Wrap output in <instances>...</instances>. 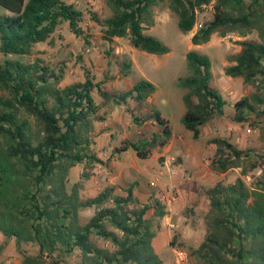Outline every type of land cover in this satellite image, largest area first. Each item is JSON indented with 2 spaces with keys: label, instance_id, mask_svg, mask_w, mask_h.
<instances>
[{
  "label": "trees",
  "instance_id": "trees-1",
  "mask_svg": "<svg viewBox=\"0 0 264 264\" xmlns=\"http://www.w3.org/2000/svg\"><path fill=\"white\" fill-rule=\"evenodd\" d=\"M212 1L170 0L180 30L190 32L197 11ZM157 2L107 0L112 15L101 17L93 10L89 14L105 40L129 37L138 49L165 54L170 47L145 32L154 24L152 8ZM0 5L10 11L0 14V233L14 239L21 256L10 264H166L154 241L168 210L156 191L142 198L136 183L121 187V192L114 184L103 185L96 194L85 191L91 170L105 164L94 149L95 124L104 117L93 91L125 106L137 125L155 121L157 130L126 140L112 152L119 157L133 149L146 159L172 137L169 121L148 103L156 85L142 78L127 90L109 92L89 68L84 80L62 85L65 61H47L37 55L36 46L53 42L64 23L89 42L81 25L84 12L66 0H0ZM215 6L213 20L202 24L191 41L206 43L216 32H257L259 39L238 40L241 48L230 55L233 63L225 73L255 87L235 102L232 118L241 124L251 121L252 114L262 119L255 124L264 143V0H216ZM33 55L32 61L25 59ZM116 60L128 76L132 60ZM187 60L190 74L178 80L186 89L182 122L199 138L203 125L227 113L228 103L212 83L210 57L190 50ZM209 142L214 146L209 167L215 172L240 168L241 175L248 176L264 161V146L242 148L219 135ZM78 164L86 169L85 180L70 185L69 175ZM242 176L201 188L207 208L205 234L198 244L177 242L178 235L170 242L188 248L192 264H264V169L250 184ZM88 209L93 211L84 218Z\"/></svg>",
  "mask_w": 264,
  "mask_h": 264
},
{
  "label": "rangeland",
  "instance_id": "rangeland-1",
  "mask_svg": "<svg viewBox=\"0 0 264 264\" xmlns=\"http://www.w3.org/2000/svg\"><path fill=\"white\" fill-rule=\"evenodd\" d=\"M84 12L81 25L88 36L89 42L72 33L67 24H62L54 34L53 42H45L36 46L38 56L58 64L65 61L67 68L62 85L84 80L85 69L91 70L95 81H104L102 87L109 92H121L130 88L138 80L145 78L156 85L155 92L149 97L150 107L158 109L169 121L172 137L165 147H157L146 159L137 156L133 149L118 155L112 154L115 147L126 140H134L144 133L157 130L154 120L137 125L132 120L131 111L125 106L106 100L95 89L93 94L100 104L102 121H96L95 152L105 162L97 164L85 181V191L96 194L105 184H114L118 191L130 183H136L135 190L142 198H146L152 190L167 204L168 214L160 221L157 237L154 241L156 249L166 264H178L175 249L187 252L183 264H192L188 248L174 247L170 244L178 235L177 242L191 241L198 244L204 234L203 214L207 208V200L200 195L203 186L213 185L218 180L233 182L242 176L240 168L226 173H218L210 169L209 160L214 152L209 139L224 136L240 147L264 146L260 129L255 122L263 121L255 115H249L251 121L245 124L233 120L234 104L241 97L251 93L255 87L247 84L241 77H231L225 73V67L233 62L230 55L236 54L241 45L238 40L245 38L259 39L256 31L246 36L237 32L226 36L214 33L210 41L193 44L192 35L202 24L213 20L216 13V0L197 11V23L190 32H183L178 26V16L170 8V0H158L153 6L154 24L145 30L160 38L170 47V52L153 54L134 47L129 37H116L109 42L103 37V30L94 22L89 12L97 11L101 17L112 15L107 0H66ZM0 14L7 15L10 11L0 5ZM197 50L210 57L212 62V83L219 88L227 100V113L216 117L201 127V135L194 138L182 122L186 111L183 96L186 89L179 86L180 77L190 74L187 53ZM35 55L25 58L32 61ZM132 60V71L128 76L120 72L116 58ZM4 56L0 52V60ZM130 103H133L130 101ZM252 124V125H251ZM264 169V161L259 168L248 176H242L247 183L259 175ZM86 169L83 165L73 167L69 175V183L85 180ZM196 202L195 206L192 204ZM192 209L188 210V207ZM93 209L83 211L84 218L91 215ZM0 264L19 262L20 254L15 241L0 233ZM29 247V246H28ZM32 249V248H31Z\"/></svg>",
  "mask_w": 264,
  "mask_h": 264
},
{
  "label": "built area",
  "instance_id": "built-area-1",
  "mask_svg": "<svg viewBox=\"0 0 264 264\" xmlns=\"http://www.w3.org/2000/svg\"><path fill=\"white\" fill-rule=\"evenodd\" d=\"M175 256L178 264H183L187 259V252L183 249H175Z\"/></svg>",
  "mask_w": 264,
  "mask_h": 264
}]
</instances>
